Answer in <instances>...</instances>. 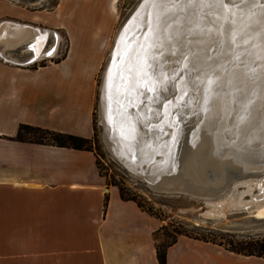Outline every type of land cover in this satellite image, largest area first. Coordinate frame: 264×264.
I'll list each match as a JSON object with an SVG mask.
<instances>
[{"label":"crops","instance_id":"obj_1","mask_svg":"<svg viewBox=\"0 0 264 264\" xmlns=\"http://www.w3.org/2000/svg\"><path fill=\"white\" fill-rule=\"evenodd\" d=\"M117 17L115 0L37 8L0 0V264H159L161 220L107 184L93 151L15 139L20 123L94 134L93 82ZM49 29L59 34L57 53L68 38V54L18 63L50 48ZM167 264H264V257L182 235Z\"/></svg>","mask_w":264,"mask_h":264},{"label":"water","instance_id":"obj_2","mask_svg":"<svg viewBox=\"0 0 264 264\" xmlns=\"http://www.w3.org/2000/svg\"><path fill=\"white\" fill-rule=\"evenodd\" d=\"M192 1L193 9H200V4L196 0L138 1L117 34L115 46L118 50L104 72L106 94L110 101L113 100L114 103L122 101V97H116L124 90H128L129 94V85L123 80L134 73L136 64H141V71L149 72L152 60L146 58L144 54L153 49L150 47L152 38L168 24L169 13ZM249 1L252 9L257 6L264 7V0ZM238 5L234 0H218L209 5L223 11L218 15L215 13L204 15L201 11L197 14L192 12L190 19L194 16L196 18L192 22L190 32L179 33L184 49L179 57L174 84H170L173 94L165 99V107L159 114L162 124L153 123L152 133L148 136L152 140H161L159 151L161 164L155 170L154 176L147 175L149 171L146 166L143 169H135L130 162V158L137 154L138 148L129 149L125 144L122 145L123 148H119V151L125 153L124 156L113 151L106 138L108 130L105 129L100 117L102 139L109 153L130 172L140 176L152 190L182 192L203 197L188 189L161 185L157 180L159 173L173 171L179 167L177 154L189 158V171L196 177L209 181L217 188L222 187V190L231 184L229 170L237 174L242 172L243 177L261 173L254 171L257 169L254 162H258L259 165L264 160V33L260 35L262 53L255 47H249L250 44L245 41L236 45L230 60H222L219 64H210L200 69L195 67L196 46L189 40L191 35L200 31L209 45L210 52L216 51L224 27H229L233 32L239 23V19L231 11ZM200 23H204L202 28L198 27ZM37 30L40 33L39 29ZM46 30L48 28L43 31ZM49 30L52 36L54 35L50 48L40 53L42 55L18 63L30 65L40 59L51 58L57 53L59 34L54 29ZM36 39L40 40V37ZM39 40L35 43L37 48L34 50L38 49ZM101 104L102 89L100 109ZM134 137L137 135L134 134ZM248 212H251V209L245 208L231 213ZM256 215L258 216L257 213ZM202 216L222 217L207 213Z\"/></svg>","mask_w":264,"mask_h":264},{"label":"bare ground","instance_id":"obj_3","mask_svg":"<svg viewBox=\"0 0 264 264\" xmlns=\"http://www.w3.org/2000/svg\"><path fill=\"white\" fill-rule=\"evenodd\" d=\"M217 1L196 0L200 4V9L196 10L193 9L194 1H192L174 9L167 15L168 24L164 25L161 31L152 38L150 47L153 49L144 54L146 58L152 60L151 71L143 72L141 71V64L135 65L134 73L123 80L129 85L130 95L127 93L128 90H124L120 96L116 97H122V101L115 103L113 100L110 101L106 94L107 83L104 82L102 88V124L108 130L107 142L113 151L119 155L122 153L123 156L125 153L119 151V148H123L122 145L125 144L129 149L138 148L137 154L130 158V162L135 169H143L146 166L149 171L147 175L154 176L155 170L161 164L159 159L161 140H152L148 136L152 133L151 126L153 123L162 124L160 122L162 118L159 114L165 107V99L173 94L170 84H174L179 57L183 52L182 49H184L179 33L181 31L190 32L191 27H193L192 22L196 18L194 16L193 19H190L192 12L197 14L201 11L204 15H214V13L218 15L219 12H223L216 10V7H209ZM234 3L239 4L235 9H231L232 13L239 19L238 27L236 26L233 32L229 27H224L225 29L221 34L222 39H219V47L216 51L210 52L209 45L203 39L200 31L191 35L189 40L193 41L197 49L195 58L197 69L210 64H219L222 60H230L236 45L245 41L250 44L249 47H255L262 53L260 35L264 33V7L257 6L252 9L249 0H234ZM206 5L207 7L203 9ZM215 18L217 19L216 16ZM203 25L204 23H200L198 27L202 28ZM117 50L114 45L110 59L116 55ZM134 134L137 137H134ZM177 162L179 167L175 170H167L157 175L160 184L188 189L203 196L206 206L212 210H217L222 216L226 214V211L242 210L264 203V160L259 165L258 162H254L257 165V169L254 171H261L257 175L243 177L242 172L237 174L229 170L231 184L223 190L222 187L217 188L209 181L202 180L190 172L188 157H180L177 154ZM216 198H220L219 201L214 200ZM257 214L264 216V209Z\"/></svg>","mask_w":264,"mask_h":264},{"label":"rangeland","instance_id":"obj_4","mask_svg":"<svg viewBox=\"0 0 264 264\" xmlns=\"http://www.w3.org/2000/svg\"><path fill=\"white\" fill-rule=\"evenodd\" d=\"M19 2L29 6V8L52 7L59 0H18ZM139 0H116L118 17L113 25V34L111 35L109 47L105 53L103 63L95 75L93 89V124H97L99 145H94V153L96 155L97 164L100 173L106 178L108 185L120 186L126 191L127 196H135L137 201L143 205L146 212H151L153 216L161 220L165 229L170 232L174 230H182L184 233L192 237L215 238L217 241L222 240V236L234 237H250L264 236V216L259 217L256 213L264 209L263 205L253 206L248 213H231L234 211H226L225 216L220 218L205 217L204 213L219 216L217 210L208 208L205 204V198L182 192L156 191L147 187L142 178L125 168V166L116 158H114L107 150L102 139V127L100 117L102 118V104L100 109L101 89L105 82L104 72L110 61L111 52L114 49L115 39L120 31L127 16L138 3ZM52 42V40H51ZM68 38L63 36L62 46L52 61L63 59L69 51ZM19 52V51H18ZM20 56H17L21 58ZM50 59L38 61L35 66L46 65ZM104 78V81H103ZM103 83V85H102ZM103 103V100H102ZM103 119H101V122ZM106 129V128H105ZM33 137L29 134L28 137ZM106 137V136H105ZM107 138V137H106ZM226 195V194H225ZM220 198L214 200L219 201ZM193 209V210H191ZM256 212V213H255ZM150 214V213H149ZM161 225V226H162ZM176 228V229H175ZM216 234L215 236L210 233ZM158 234L159 242L165 241L164 231ZM163 238V239H162ZM225 241V240H223Z\"/></svg>","mask_w":264,"mask_h":264},{"label":"trees","instance_id":"obj_5","mask_svg":"<svg viewBox=\"0 0 264 264\" xmlns=\"http://www.w3.org/2000/svg\"><path fill=\"white\" fill-rule=\"evenodd\" d=\"M61 59H57L56 62H59ZM44 65V64H42ZM94 122V121H93ZM94 134L91 137H84L80 135L57 132L50 129L41 128L38 126H33L27 123H20L18 133L15 139L20 141H29L41 144H50L57 145L62 147H70L79 150H94V145H99L98 139V129L97 124H93ZM29 134H33V137H28ZM94 152V151H93ZM121 197L125 200H133L138 203V205L143 209V205L137 201L135 196H127L125 189L119 186ZM108 200V197H107ZM107 203V202H106ZM144 210V209H143ZM147 211V210H146ZM150 213L152 216L153 214ZM162 225L158 232L161 234L164 231L165 241L159 242L156 244L157 257L159 264H167V250L168 248L178 241V238L182 235L192 237L182 230H174L170 232L164 228ZM176 229V228H175ZM210 235L215 236L216 234L209 232ZM162 235V234H161ZM195 239L203 240L206 242H212L223 246L225 249L232 251L237 254H242L246 256H258L264 257V236H250V237H234V236H222L220 241H217L215 238L206 237H192ZM163 239V238H162ZM225 240V241H223Z\"/></svg>","mask_w":264,"mask_h":264},{"label":"built area","instance_id":"obj_6","mask_svg":"<svg viewBox=\"0 0 264 264\" xmlns=\"http://www.w3.org/2000/svg\"><path fill=\"white\" fill-rule=\"evenodd\" d=\"M57 55V54H56ZM45 59H47V58H45ZM48 59H51V58H48ZM39 61V60H38Z\"/></svg>","mask_w":264,"mask_h":264}]
</instances>
